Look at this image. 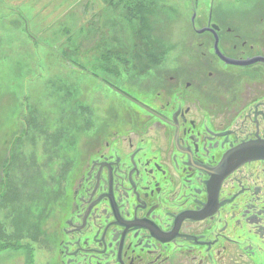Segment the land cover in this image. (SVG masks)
Segmentation results:
<instances>
[{
    "label": "flooded vegetation",
    "instance_id": "flooded-vegetation-1",
    "mask_svg": "<svg viewBox=\"0 0 264 264\" xmlns=\"http://www.w3.org/2000/svg\"><path fill=\"white\" fill-rule=\"evenodd\" d=\"M205 24L243 64L193 28L200 49L128 93L143 114L116 139L99 136L75 178L61 176L66 218L43 230L58 245L46 264H264V160L210 171L227 152L264 146V35L209 13Z\"/></svg>",
    "mask_w": 264,
    "mask_h": 264
},
{
    "label": "rangeland",
    "instance_id": "rangeland-1",
    "mask_svg": "<svg viewBox=\"0 0 264 264\" xmlns=\"http://www.w3.org/2000/svg\"><path fill=\"white\" fill-rule=\"evenodd\" d=\"M29 1L24 13L25 3L0 0V183L8 187L0 238L12 243L0 264H46L48 251L57 254L43 230L66 218L54 198L59 177L66 168L75 178L99 136L128 132V120L143 114L128 93L142 94L154 72L184 63L180 50L200 49L193 28L203 29L208 13L264 35V0ZM129 8L143 10L150 31Z\"/></svg>",
    "mask_w": 264,
    "mask_h": 264
},
{
    "label": "water",
    "instance_id": "water-1",
    "mask_svg": "<svg viewBox=\"0 0 264 264\" xmlns=\"http://www.w3.org/2000/svg\"><path fill=\"white\" fill-rule=\"evenodd\" d=\"M195 16L192 18V21H194ZM207 30L211 31L215 36V44H214V50L216 51V54L225 59V61L228 64H234V65H242L243 63H240L238 61H232L226 59L218 49V37L217 32L214 30V28L208 29H200L197 31L198 34H202L206 32ZM258 59H253L251 61H247L245 64H249L252 62H256ZM251 159V160H264V146H257V145H247L242 146L239 148H236L230 152H227L224 154L219 166L217 168H213L210 171L214 173L215 176L221 175L222 178L228 176L232 171H234L239 165L238 163L242 160ZM238 165V166H237ZM210 175V172H209ZM221 178V179H222Z\"/></svg>",
    "mask_w": 264,
    "mask_h": 264
},
{
    "label": "trees",
    "instance_id": "trees-1",
    "mask_svg": "<svg viewBox=\"0 0 264 264\" xmlns=\"http://www.w3.org/2000/svg\"><path fill=\"white\" fill-rule=\"evenodd\" d=\"M121 1V0H120ZM108 4L110 5V6H113V5H118V3L117 2H115V4H114V1L113 0H108ZM134 7H135V5H134ZM128 8V7H127ZM143 10H145L143 7H141ZM130 9V11H131V13H133V15L131 16L130 14V16L134 19V20H137L138 18V21L141 23V24H143L142 25V27H145L144 26V24L146 25V28H145V30L147 29V30H151V26H150V24H148V22H146V20L143 18V17H141V15H139L138 16V14L139 13H141V12H143V10L142 11H140L139 10V13L138 14H136V12L132 9V8H129ZM149 8H147L146 9V12H149V10H148ZM128 10V9H127ZM134 11V12H133ZM149 41H151V39L149 40ZM132 65V64H131ZM148 70H146L145 72H147ZM144 72V73H145ZM7 162H11V165H12V161L11 160H7ZM6 169H9L10 168V166L8 165V164H6V167H5ZM36 168V166L34 167V169ZM59 178H61V176L59 177ZM46 182H48L49 183V181H48V179L46 178V180H45V183ZM61 183V182H60ZM46 187H48V186H46ZM7 189H8V187H7V185H6V182L5 183H0V195H2L3 194V197H1V198H4V196L6 195V194H8V191H7ZM10 248H12V243H6L5 242V239H3V236H1V238H0V252H3V251H5V250H7V249H10ZM19 249V248H18Z\"/></svg>",
    "mask_w": 264,
    "mask_h": 264
},
{
    "label": "crops",
    "instance_id": "crops-1",
    "mask_svg": "<svg viewBox=\"0 0 264 264\" xmlns=\"http://www.w3.org/2000/svg\"><path fill=\"white\" fill-rule=\"evenodd\" d=\"M10 2L15 3L18 2V6L20 7L21 5H23L25 3V6H21V11H29V9L27 8V3H29V0H10ZM36 9V8H35ZM25 13V12H24ZM34 16V12L32 13V17ZM35 17H33L34 19Z\"/></svg>",
    "mask_w": 264,
    "mask_h": 264
},
{
    "label": "bare ground",
    "instance_id": "bare-ground-1",
    "mask_svg": "<svg viewBox=\"0 0 264 264\" xmlns=\"http://www.w3.org/2000/svg\"><path fill=\"white\" fill-rule=\"evenodd\" d=\"M81 152V151H80ZM80 154V153H79Z\"/></svg>",
    "mask_w": 264,
    "mask_h": 264
}]
</instances>
